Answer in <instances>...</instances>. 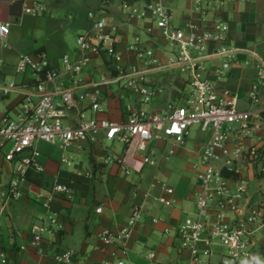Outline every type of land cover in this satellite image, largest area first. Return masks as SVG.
<instances>
[{"label": "crops", "instance_id": "0c3cea01", "mask_svg": "<svg viewBox=\"0 0 264 264\" xmlns=\"http://www.w3.org/2000/svg\"><path fill=\"white\" fill-rule=\"evenodd\" d=\"M34 1L36 0H0V16H3L0 22L11 25L7 39L8 48H4L0 43L2 49L8 50L5 62H0L5 65L0 77V86H7L12 91L10 96H0V119L5 115L12 119L20 118L41 96L35 87L40 79L38 76L31 73L20 76L14 73L13 68L20 55L44 53L53 66L60 65L65 57L71 60L91 57L89 53L79 52L77 39L89 31L88 14L94 11L78 12L76 30L81 31L77 35L75 52L69 54L65 43L61 41L64 26H56L52 20V13H62L63 1L58 4L47 1L49 5L44 6L45 12L39 17L23 14L24 6L31 5ZM194 1L141 0L139 7L142 9L146 4H162L171 12L173 24L178 28H183L190 20H194L201 28H206L216 20L226 22L229 26L227 37L230 44L241 50L231 70L224 72L221 80L217 79V69L221 67L223 60L211 57L204 61L208 70L206 76L216 84L219 92L230 90L237 93L241 110L260 115V119L253 121L251 131L244 139L238 141L244 155L255 148L263 153V159L258 162L257 156L249 157V161L244 158L247 162H242L243 158L237 160L236 171L239 180L254 184V196H251L249 191L246 199L238 201L239 211L227 214L228 221L233 223L246 216L249 206L255 208L264 204V178H258L261 172L264 173V121L261 117L264 112V85L260 84L256 69L258 58L264 56V0H227L223 6L218 8L211 5L205 7L201 13L196 12ZM17 2L22 3L21 16L6 15L5 10H9V7ZM113 6L114 0H101L99 8L103 10L108 23L118 27L116 50L120 59L112 63L107 55L93 58L79 76L84 86L101 85V112L96 117L112 123L127 124L137 113L166 116L172 107L187 105L192 97L189 75L181 74L178 70L162 69L152 71L147 76L149 84L158 90V95L148 104L142 103L141 96L125 89L114 80L118 76L117 69L138 63L136 56L128 51V47L135 40H139L146 48L156 50L163 65L174 57L177 49L161 37L150 19L151 15L144 20L132 19L122 10L120 3L118 9ZM219 47L218 43H210L205 55H213ZM59 87L65 89L72 86L65 83L63 87ZM255 89L258 91L259 103L252 105L249 95ZM86 92L89 91L76 89L75 95L78 98ZM88 106L89 103L86 102L83 108L71 110V117L78 119L79 115L84 113L86 118H90L92 113ZM195 129L200 131L199 127H193L182 144L173 140L152 144L149 158L155 164H144L138 172H132L130 175L123 172L118 164H104L108 154L117 155L104 147L107 141L104 140L103 134H100L95 142H86L73 148L85 158L73 171L60 166V161L52 157L42 158L40 154L38 161L45 168V173H31L43 179L42 186L23 182L22 198L12 202L3 213L0 228V264H57L54 255L66 251L74 252L73 264H117L119 260L124 264H188L190 253L181 249L176 231L179 224L196 214L197 194L200 190L197 172L209 139L207 134L201 139L195 137ZM235 156L232 154V157ZM253 159L257 162L253 163ZM140 161H143V158ZM141 163L138 166H142ZM11 175L12 166L0 156V189L7 188ZM56 179L60 184L73 182L75 196L71 202L57 198L51 209L46 210L38 203L36 197L45 195ZM229 180V188L232 191L235 189L236 180ZM162 186L172 189L173 195H167ZM148 192L153 198H165L170 205L162 206L154 199L145 201L143 194ZM135 193L138 194L137 198L134 197ZM33 194H36L34 198ZM139 205L144 206L143 218L124 243L127 254H122L118 247H106L99 235L104 230L121 229L130 217L132 209ZM98 209L102 210L101 214L97 213ZM48 214L58 216V229L47 234L43 244L36 248L33 246L30 229L33 225L44 222ZM254 244V254L264 259V226H254ZM150 253L156 254L154 262L147 259ZM224 256L225 252L216 248L210 258L211 264L223 263Z\"/></svg>", "mask_w": 264, "mask_h": 264}, {"label": "built area", "instance_id": "2783aa9c", "mask_svg": "<svg viewBox=\"0 0 264 264\" xmlns=\"http://www.w3.org/2000/svg\"><path fill=\"white\" fill-rule=\"evenodd\" d=\"M226 1L195 0V10L201 13L205 7L211 5L219 8ZM119 3L129 18L144 20L151 15L150 19L161 37L171 47L176 48L177 52L163 65L156 50L146 48L139 40H135L128 47V51L136 56L138 63L117 69L118 76L114 80L125 89L141 96L142 103L148 104L158 95V90L149 84L147 76L152 71L162 69L178 70L181 74L189 75L191 100L185 106L172 107L166 116L137 113L127 124L98 119L96 116L101 112V85L84 86L79 76L93 58L107 55L112 63L120 59L116 50L118 27L109 24L102 12L88 14L90 29L77 39L79 52L89 53L91 57L77 60L65 57L60 65L53 66L44 53L20 55L13 68L14 73L20 76L28 73L38 76L40 79L35 87L41 96L20 118L12 119L5 115L0 119V156L12 166L11 180L7 188L0 189V228L6 208L23 196L21 185L26 181V174L45 173V168L38 161L39 144L57 147L65 153L83 143L95 142L103 134L105 141L123 146L121 157L108 154L104 164H118L123 172L130 175L138 172L144 164H155L149 158L152 144L168 140L182 144L190 130L197 126L203 134L209 135V139L197 172L200 190L197 194L196 214L179 224L176 233L181 249L190 253L188 264H211L210 258L216 248L225 249L224 257L228 264H240L251 258L254 252V226H264V206H249L244 218L230 223L227 214L239 211L238 201L247 198L249 187L246 180H236L235 189L231 191L230 180L222 176V170L237 173L234 159H242L245 154L238 141L251 131L253 121L260 119V115L241 110L237 93L230 90L219 92L216 84L206 76L208 70L204 61L211 57L223 60L221 67L217 69V79L221 80L222 74L231 70L241 50L230 44L227 37L229 26L226 22L216 20L206 28H201L194 20H190L183 28H178L173 24L171 12L160 3L146 4L142 9L139 7L141 0H119ZM44 12L41 0L23 8V14L31 17L42 16ZM10 32L11 25L0 22V43L4 48H8ZM212 42L220 44V47L213 55L207 56L205 53ZM4 68L5 65L0 63V77ZM256 69L260 84L264 85V56L258 58ZM65 83L72 87H59H63ZM80 88L89 92L77 98L75 90ZM11 93L7 86H0V96L7 97ZM249 96L252 105L259 103L257 89ZM86 102L89 103L88 109L92 116L86 118L82 113L78 119L72 118L70 111L83 108ZM232 154L236 156L232 157ZM247 155L257 158V150L253 148ZM141 158L143 161H140ZM140 162L142 166H138ZM72 165V158L62 155L60 166L69 170ZM162 190L167 195H173V190L167 186H162ZM74 196L73 182L60 184L56 179L49 191L36 197V200L49 210L57 198L71 202ZM137 196L135 193L134 197ZM143 198L145 201L154 199L162 206L170 205L165 198H153L149 192L144 193ZM143 207H134L121 229L104 230L99 235L106 247L115 246L122 254H127L124 243L142 220ZM101 211L98 209L97 213L101 214ZM58 226V216L55 214H48L44 222L33 225L30 229L33 246L39 248L45 236L56 231ZM53 258L57 264H73L74 252L56 253ZM147 259L154 262L156 254H148ZM117 264L124 262L119 260Z\"/></svg>", "mask_w": 264, "mask_h": 264}, {"label": "rangeland", "instance_id": "374dc122", "mask_svg": "<svg viewBox=\"0 0 264 264\" xmlns=\"http://www.w3.org/2000/svg\"><path fill=\"white\" fill-rule=\"evenodd\" d=\"M47 1L51 2V3H61L62 1V8H61V12L62 13H52V20L54 21V24L57 26L62 24V27L64 26V29H62V33H61V41L65 43L66 47H67V52L69 54H73L76 50V39H77V35L81 30H76V20L79 19L78 17V12L80 10L83 11H94L97 13H101L103 10H101L99 8L100 2L101 0H41V2L43 3V5L46 7V5H49V2L47 3ZM114 8L118 9L119 8V0H114ZM103 9V8H102ZM60 11V10H59ZM54 12V10H53ZM69 16H71V18H69ZM3 19V16H0V19ZM54 46V45H52ZM7 52L8 50L2 49L0 47V62H5L6 58H7ZM194 135L195 137L198 138H203L206 137L205 134L201 133V131L199 130H194ZM104 147H107L110 149L111 153H115L118 157L122 156V146L115 143H104ZM38 150L39 153L41 154L42 158H49L52 157L54 160L60 161V159L62 158V155H65L67 158H72L73 159V165L72 168L69 169V171H73V169L75 168V166H77L81 161H83L85 158L81 153H78L76 150L74 149H70L68 152H61L57 147H50L49 145H45V144H39L38 145ZM259 151V150H258ZM244 158L247 159V161H249V155H244L243 157V161L242 162H247L246 160H244ZM240 160V159H239ZM258 160V159H257ZM256 159H253L252 162L256 163L257 162ZM237 159H234V167L236 168V164H237ZM262 162V161H260ZM249 166V165H248ZM254 167H256V165L254 164ZM262 168V167H261ZM147 172V171H146ZM261 172V171H260ZM248 187H249V191H250V195L254 196V184L253 183H248ZM36 196V194H33V198ZM219 251H224L225 249L223 248H218ZM213 260H215V256L213 257ZM256 264H264V259L257 257L254 252L252 253L251 258L243 260L240 264H254L255 262ZM220 262V260H219ZM221 264H228L227 259H225V261Z\"/></svg>", "mask_w": 264, "mask_h": 264}, {"label": "trees", "instance_id": "16d2710c", "mask_svg": "<svg viewBox=\"0 0 264 264\" xmlns=\"http://www.w3.org/2000/svg\"><path fill=\"white\" fill-rule=\"evenodd\" d=\"M21 10H22V3L17 2L9 7V10H5L6 15L14 16V17H20L21 16ZM261 117L264 121V112L261 114ZM257 156H258V162L263 159V153L261 151H257ZM264 167V162L262 163ZM222 176L226 179H233V180H239V174L229 171L227 169L222 170ZM259 179L264 178V173L261 172L258 175ZM27 182H30L36 186H42L43 184V179L39 176L33 175L31 172H28L25 177ZM264 203V202H263ZM264 206V204H263ZM262 252L264 253V248L262 249Z\"/></svg>", "mask_w": 264, "mask_h": 264}]
</instances>
